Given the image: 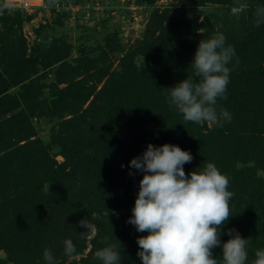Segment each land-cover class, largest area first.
<instances>
[{
    "label": "rangeland",
    "instance_id": "rangeland-1",
    "mask_svg": "<svg viewBox=\"0 0 264 264\" xmlns=\"http://www.w3.org/2000/svg\"><path fill=\"white\" fill-rule=\"evenodd\" d=\"M57 1L68 10L42 4L32 11L0 12L3 183L34 171L43 178L50 168L63 166L72 171L68 184L72 197L84 201L93 197L91 201L97 202L101 188L97 189L109 176L94 183L91 172L75 164L80 158L71 152H89L90 140L103 145L115 140L120 152L116 160L123 165L132 143L137 140L140 145L139 136L156 146L180 141V125L189 124L167 104L166 88L192 74L190 63L199 41L215 32H223L226 45L235 49L228 65L226 95H232L231 86L253 94L264 88V23L257 24L255 15L264 0H129L125 8L119 5L122 9L114 8L118 0ZM131 2L138 10L127 9ZM10 79L15 82L8 85ZM239 103L233 110L230 102L228 110L241 113ZM229 123L238 126L236 130L243 135L239 140L247 144L254 127L244 131L243 120L237 125L234 117ZM231 126L226 120L217 125L200 124L204 132L216 127L228 133ZM229 136L224 146L234 144L236 135ZM242 158L240 161L256 169L254 159L246 162V156ZM256 171L264 177L262 169ZM91 201H86L77 217H65L66 237L75 236L73 228L86 230L78 222L89 212ZM97 217L106 224L107 237L111 236L117 250L133 239L126 213L106 219L92 214L89 219L95 224ZM96 229L94 235H80L85 241L83 251L72 257L62 251L57 263L88 262L95 237L103 230ZM0 256L7 259L8 255L2 249Z\"/></svg>",
    "mask_w": 264,
    "mask_h": 264
},
{
    "label": "trees",
    "instance_id": "trees-1",
    "mask_svg": "<svg viewBox=\"0 0 264 264\" xmlns=\"http://www.w3.org/2000/svg\"><path fill=\"white\" fill-rule=\"evenodd\" d=\"M53 1L46 0L48 3ZM10 80L8 85L15 82ZM231 81L233 82L232 78ZM235 81L237 82L236 78ZM231 90V96L228 94L226 99L218 98L216 107L218 111L220 109L228 110L231 102L233 105L231 108L234 110L236 109L234 104L242 102L238 107L241 113L237 111L235 114L231 110L228 112L231 114V118L234 117L237 125L240 120H243L244 131L249 126L252 129L254 127L253 135H250L252 138L247 144L239 140H243V135L236 130L238 126L234 128L230 125L229 120L226 121L232 131L229 130L228 133L216 127L214 131L204 132L200 128V124L187 121L189 125L185 128L180 125V141H174L177 140L175 137L171 139L176 142H172V144L179 145L183 150H189L193 155V160L184 164L186 174L199 167L202 169L207 162H213L220 172L228 177V189L233 193L229 201L231 217L228 222L225 221L227 224L222 226L223 234L220 238L223 241L230 238L227 235L229 228L239 231L242 237L248 239L247 252L248 264H250L251 260L255 258L256 249L264 248V177L259 176L256 171L261 169L264 171V126L262 125L264 124V88L254 94L233 86H231ZM178 116L180 119L182 118L179 112ZM260 126L262 130H260ZM229 134L236 135V140L232 146H224V140L230 137ZM138 138L140 145L137 140L132 143V149L125 157L126 163L123 164V167L116 160L120 152L117 151L115 140L104 145L96 144L90 140L89 152H84V150H77L76 153L71 152L72 156L80 158L75 164L79 167L83 166L84 171L91 172L89 178L94 183L98 184L104 177L109 176L97 189L98 191L101 188L97 202L91 201L93 197L87 198L86 201L90 200L91 202L87 205L89 212L85 217L90 218L92 214H95L106 219L117 217L119 213L121 215L126 213L128 217L132 215L131 209L134 206L139 181L143 174L132 170L136 174L130 175L129 161L142 154L143 151L137 147L145 149L148 144L140 136ZM245 145L246 147H244ZM79 147L83 149V146ZM245 149L248 151L245 152ZM237 150H240L241 153ZM245 156L246 162L254 159L256 169L252 165L240 161L242 157L245 159ZM67 157L70 158V155ZM241 163L244 165L240 166ZM84 171L83 175L81 173L79 176L81 181L84 180ZM39 174L34 171L32 174L18 175L21 177L20 179L8 184L1 181L2 176L0 175V251L3 249L8 255L7 259L0 256V264H46L43 258L45 248L52 251L55 257L54 264H58L57 262L60 260L58 257L64 249L63 241L68 238L65 236L66 228H63L62 222L65 217H77L76 214L87 203L72 197L68 186L72 171H67L63 166H60L57 169L50 168L44 173L43 178ZM108 182L110 183L107 184ZM91 193L93 196L97 194ZM102 221L97 217L95 225L98 229L103 230L95 237L97 242L93 245V256L91 253L90 260L88 262L84 260L83 264H96L95 251L108 244L113 245L110 240L111 236L107 237L106 224ZM100 224H102L101 227ZM130 225L129 233L133 232V239H129L118 251L123 256V264H142L137 256L139 246L136 236L146 235L147 231L135 233V226ZM72 231H76L75 236L71 237L77 254L84 250L83 243L85 241L80 236L82 234L80 227L73 228ZM212 253L217 258L218 264H222V249L217 246L213 248Z\"/></svg>",
    "mask_w": 264,
    "mask_h": 264
},
{
    "label": "clouds",
    "instance_id": "clouds-1",
    "mask_svg": "<svg viewBox=\"0 0 264 264\" xmlns=\"http://www.w3.org/2000/svg\"><path fill=\"white\" fill-rule=\"evenodd\" d=\"M256 23H264V6H258ZM235 49L226 45L223 32H215L199 41L190 63L191 75L166 88L167 104L185 121L209 125L222 124L231 119L227 109L217 110L218 98L226 99L230 80L229 62ZM193 155L179 145L149 143L142 154L129 161L132 170L142 173L139 189L127 222L137 232V256L142 264H218L213 248L222 249V264H248V239L229 228L228 240H221L222 226L230 216L229 201L233 193L229 179L213 162L186 174L184 164ZM124 165H122L123 167ZM87 235L97 231L88 217L78 222ZM64 254L72 257L76 246L72 239L63 241ZM101 264H123V256L114 245L108 244L95 251ZM46 264H54L52 251L45 248ZM250 264H264V248L256 249Z\"/></svg>",
    "mask_w": 264,
    "mask_h": 264
},
{
    "label": "built area",
    "instance_id": "built-area-1",
    "mask_svg": "<svg viewBox=\"0 0 264 264\" xmlns=\"http://www.w3.org/2000/svg\"><path fill=\"white\" fill-rule=\"evenodd\" d=\"M129 0H118L117 5L114 6L117 7L120 4L122 7H124L125 4H127ZM50 5L52 7L61 8L63 10H68L66 8L65 3L53 1L52 3L46 2V0H0V12H3V10L7 9H13V10H22V11H32L35 8H40L41 5ZM120 7V6H119ZM125 8V7H124ZM139 6L136 5L135 3L131 2L130 5L127 6V9L130 10H138ZM120 9H122L120 7Z\"/></svg>",
    "mask_w": 264,
    "mask_h": 264
}]
</instances>
